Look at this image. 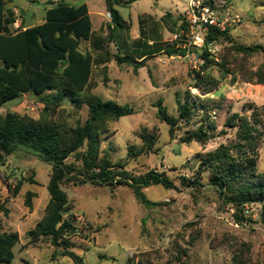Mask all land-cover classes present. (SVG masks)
Listing matches in <instances>:
<instances>
[{
  "label": "rangeland",
  "instance_id": "rangeland-1",
  "mask_svg": "<svg viewBox=\"0 0 264 264\" xmlns=\"http://www.w3.org/2000/svg\"><path fill=\"white\" fill-rule=\"evenodd\" d=\"M49 1L58 0H11V6L18 9L14 15L19 23L17 28L11 26V31L39 24ZM83 1L89 5L93 28L97 32L103 30L105 35L106 26L111 25L109 13L104 10L105 0L77 3ZM120 1L122 3H114L115 8L129 29H115V42L109 44V51L117 53L119 49L138 61H141V53L147 58L138 68L117 66L114 61L94 68L89 93L133 108L131 115L108 122L101 149L108 153L112 163L123 164L130 175L141 176L151 170L164 172L174 186L171 189L162 185L144 188L142 192L149 204H143L127 186L64 185L72 213L77 216L78 232L70 239L71 250L82 259V264H130L139 259L149 264H177V259L189 264H264L260 204L246 205L243 222H236L234 209L222 203L206 174L199 176L197 158V154L213 151L235 139L234 130L224 126L228 116L232 113L249 115L244 107L264 105V86L246 82L247 72L254 73L258 68L264 71V56L237 55L223 39L210 45L208 51L216 61L225 59L224 68L208 70L218 79V88L211 94L199 95L191 88V73L201 65L198 54L203 45L196 47L198 54L193 55L192 47L183 56H169L165 51L167 45L185 49L181 33L189 25L191 0ZM199 1L219 17L239 18L226 29L234 44L264 47V0ZM87 48L88 43L82 42L81 49ZM186 93H190L192 99L199 96L220 103L218 110L210 112L218 136L205 144L181 142L186 130L197 127L198 117L189 124H179L172 137L168 126L156 117L158 100L169 114L177 117L175 95L183 100ZM61 103L49 113L50 122L84 124L85 105L69 99H62ZM42 108L41 99L24 94L5 103L0 114L15 112L39 119ZM262 122L263 140L256 168L264 175V115ZM142 128L158 135L154 151L128 159L127 148L141 145L137 134ZM50 173L49 163L23 147L17 148L0 166V203L9 211L7 217L0 212L2 229L19 234L10 264H73L66 257L52 260L53 247L47 239L41 247L26 244L25 232L42 218L49 200L46 187ZM27 192L33 193L31 212L25 207ZM23 245L26 247L22 249Z\"/></svg>",
  "mask_w": 264,
  "mask_h": 264
},
{
  "label": "trees",
  "instance_id": "trees-1",
  "mask_svg": "<svg viewBox=\"0 0 264 264\" xmlns=\"http://www.w3.org/2000/svg\"><path fill=\"white\" fill-rule=\"evenodd\" d=\"M8 1L0 0V108L24 94L41 99L43 108L39 119L15 112L0 114V166L21 147L33 151L49 163L51 173L46 187L49 200L42 218L25 232L27 245L41 247V243L47 239L53 247L50 255L52 260L66 257L73 264H82V259L71 250L70 239L78 232L75 227L77 216L72 213V206L63 190L64 185L127 186L143 204H149L142 192L144 188L162 185L165 189H171L174 186L164 172L151 170L141 176H132L123 164L111 162L108 153L101 149L107 136L108 122L131 115L133 108L119 105L113 100H102L89 93L97 65L104 66L114 61L117 66L138 68L143 66L147 55L141 53V61H138L119 49L117 53L109 51V44L115 42V29H129L113 0H105L111 19L105 35L103 30H93L85 3L70 6L63 2L47 8L41 23L30 27L21 25L19 30L11 31L9 26L16 19L14 14L7 11ZM209 6H212L211 3ZM182 28L186 29L184 26ZM221 39L230 43V50L242 57L256 54L264 56V47L261 45H237L232 42L227 30L207 27L203 47L199 54L195 52L201 65L191 73V88L199 95L211 94L218 88V79L208 70L213 67L223 70L225 59L216 61L208 49ZM82 42L88 43L84 51L81 49ZM182 50L167 45L165 51L169 56H183ZM224 72L228 74L226 70ZM247 74V83L264 86L263 69L258 68L254 73ZM190 97V93H186L181 100L178 94L175 95L177 117L169 114L162 106V101L158 100L155 105L156 117L168 126L170 137L179 124H189L194 117H198L197 127L186 130L181 142L205 144L218 136L210 112L218 110L220 103L199 96ZM62 99L87 107V118L83 125L71 126L49 121V113L61 106ZM244 108L249 111V115L232 113L225 121L224 126L234 130L235 139L232 142L221 144L213 151L197 154L199 176L206 174L222 203L234 209L236 222H243L242 213L246 205L260 204V219L264 225V175L259 174L256 168L263 140L260 128L263 125L264 105L258 108L251 104ZM137 136L141 145L127 148L128 159L154 151L158 139L155 131L142 128ZM32 196L33 193L27 192L25 197V207L30 212ZM0 212L4 217L9 214L2 203ZM18 242V232L2 231L0 220V264L11 263L13 248ZM130 264L149 263L139 259ZM177 264L189 263L177 259Z\"/></svg>",
  "mask_w": 264,
  "mask_h": 264
},
{
  "label": "built area",
  "instance_id": "built-area-1",
  "mask_svg": "<svg viewBox=\"0 0 264 264\" xmlns=\"http://www.w3.org/2000/svg\"><path fill=\"white\" fill-rule=\"evenodd\" d=\"M191 7L193 9L188 15V28L181 33L186 42L183 47L185 48V53H189L191 47L196 49V47L203 45L207 27H215L220 31H225L232 23L239 21L237 16L222 18L215 15L211 8L203 5L199 0H191ZM14 27L17 28L18 25L14 24ZM174 39H176V36ZM193 54L191 52V55Z\"/></svg>",
  "mask_w": 264,
  "mask_h": 264
},
{
  "label": "crops",
  "instance_id": "crops-1",
  "mask_svg": "<svg viewBox=\"0 0 264 264\" xmlns=\"http://www.w3.org/2000/svg\"><path fill=\"white\" fill-rule=\"evenodd\" d=\"M77 1H82V0H58V1H55V2L49 1V2H48L49 6H48L47 8H49V7L53 6V5H55V4L58 3V2H63L64 4H67V5H70V6H78V5L82 4V3H85L86 6H87V8H88V13H89L90 18H91V11H90V8H89V5L87 4V2H86V1H83V2L77 3ZM47 8H46V9H47ZM46 9H45V11H46ZM104 10L107 11V10H106V6H105V9H104ZM7 11H8V13H12V14H15V12L18 11V9H17L16 7L11 6V0L8 1ZM21 15H23V14H21ZM23 22H24V19L22 18V20H21V24H23ZM41 22H42V21H41ZM41 22H40V23H41ZM91 22H92V21H91ZM14 24L18 25L19 23H18L17 20H16ZM14 24L11 25V26H14ZM11 26H9V29H10V30H11ZM92 26H93V25H92ZM24 27H30V26H24ZM93 30L96 31V29H94V28H93ZM147 44H152V43H151V42H148ZM145 55H146V54H145ZM140 57H141V55H140ZM2 231H4V230L2 229ZM5 232H9V231L6 230ZM26 244H27V243H26ZM25 247H26V245H23V246H22V249L25 248Z\"/></svg>",
  "mask_w": 264,
  "mask_h": 264
},
{
  "label": "water",
  "instance_id": "water-1",
  "mask_svg": "<svg viewBox=\"0 0 264 264\" xmlns=\"http://www.w3.org/2000/svg\"><path fill=\"white\" fill-rule=\"evenodd\" d=\"M113 2H114V3H116V2H118V3H122L120 0H117V1H116V0H113ZM21 14H23V13H21ZM195 51H196L195 48H192V49H191V52H192V53H195ZM185 52H186L185 50H182V53H183V54H185Z\"/></svg>",
  "mask_w": 264,
  "mask_h": 264
}]
</instances>
